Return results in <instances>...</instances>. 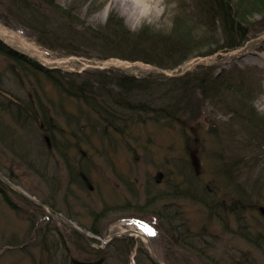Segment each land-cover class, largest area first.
I'll list each match as a JSON object with an SVG mask.
<instances>
[{
    "label": "rangeland",
    "instance_id": "374dc122",
    "mask_svg": "<svg viewBox=\"0 0 264 264\" xmlns=\"http://www.w3.org/2000/svg\"><path fill=\"white\" fill-rule=\"evenodd\" d=\"M12 1L0 0V39L52 69L58 79L81 83L89 80L86 72L113 70L164 83L170 77L198 72L218 77L219 92L202 99L199 90L188 91L190 102L186 96L178 98L188 105L181 116L189 121L185 125L149 120L131 125L126 135L105 136L101 121L82 99L68 96L42 70L36 72V67L24 66L0 52V174L35 200L0 178V264H155L147 241L133 232L121 234L133 229L147 234L163 264H264V245L250 239L252 233L264 241V211L261 215L249 207L263 203L264 208V0H231L247 32L239 48L212 54L208 52L216 46L201 48L200 54L173 69L140 60L100 59L90 28L115 16L132 32L150 27L156 33H169L176 21H185L200 36L212 25L205 1L138 0L140 16L136 18H130L114 0H48L69 8L65 14L55 12L45 1H33L40 15L73 25L74 36L84 40L77 54L54 40L48 41L55 47L42 44L37 32L7 12ZM224 40L226 36L218 30L203 43L222 45ZM101 86L104 93L117 94L105 83H96L95 90ZM243 91L249 95L247 103L246 98L241 100ZM9 97L24 104L34 102L37 110V100H42L59 125L60 130L53 131L58 146L53 150L40 147V122L25 112L18 119L19 111ZM210 151L223 154L228 162L243 159L237 182L246 194L238 199L245 198L249 205L243 206L241 218L229 214L228 228L222 220L209 219L203 203L174 195L177 183L187 187L189 170L200 160L206 182L214 179L220 162H206ZM77 173L89 174L90 184L83 182L82 175L83 183L73 179ZM199 193L203 196L202 190ZM175 210L188 221L180 230V220L172 217L170 221ZM188 228L196 237L187 236ZM150 229L156 234L150 235ZM175 231L185 239L177 240L180 234ZM201 232L206 241L197 237Z\"/></svg>",
    "mask_w": 264,
    "mask_h": 264
},
{
    "label": "trees",
    "instance_id": "16d2710c",
    "mask_svg": "<svg viewBox=\"0 0 264 264\" xmlns=\"http://www.w3.org/2000/svg\"><path fill=\"white\" fill-rule=\"evenodd\" d=\"M33 1L35 0H13L11 3L12 9H7V12L11 14L14 20L21 21V24L30 28L33 32H37L39 36L38 40L42 44L55 47L48 41L54 40L60 46L67 48L70 54H77L84 40L74 36L73 25L69 24L65 19H57L45 14L40 15V12L33 8ZM42 1L49 3L55 12H61V14L69 12V8L63 9L53 1L51 3L48 0ZM201 1H205L208 15H212V25L210 27L208 26L209 30L205 31V34L198 36L195 28L188 27L189 25L185 21L181 23L176 21L169 33H156L150 27H144L141 31L132 32L125 26L121 18L114 16L107 23L90 28L92 32L91 40L94 45L93 48L95 51L99 49L100 52L97 56L100 59L117 57L130 61L140 60L162 68L173 69L189 58L200 54L201 48L216 46V49L208 52V54H212L218 49L228 51L240 47L245 41L247 32L242 27V20L235 14L232 1ZM218 30L222 31L224 37L226 36V41L224 40L222 45H219V41L203 43V40H206L209 35H216ZM48 36H53L55 39H49ZM202 45L205 46L202 47ZM0 52L24 66L32 65L36 67L34 69L36 72L42 70L48 78L53 79L55 83L61 85L68 96L82 99L91 107L92 112L101 121L100 124L103 126L105 136H109L111 133L126 135L131 125H137L139 123L145 124L149 120L158 124H164L163 122L170 121L185 125L189 121L182 119L181 116L184 115L185 110L187 111L188 105L183 101L179 102L178 98H185L186 96L188 97L186 102H190L192 97H189L188 91H192V94H195V90H199L202 99L211 98L212 93L216 95L219 92L218 77L210 78L208 75L201 76L198 72L170 77L162 83L147 76L138 77L133 74L117 73L113 70H96L86 72L89 80H83L81 83H78L76 80L63 81L64 78L58 79V77L53 75L52 70L43 69L37 62L30 61L26 56L14 51L1 40ZM96 83L99 85L105 83L112 86L117 90V94L110 96L108 93H104L106 90L102 86L98 87V90H95L97 88L95 87ZM248 96L246 91H243L241 100L246 98L247 103ZM9 99L15 102L16 109L19 111L17 118L19 117L21 119L19 114L25 112L26 116L40 122V135L41 141H43V143H40V147L44 149L48 147L50 149L51 146L53 150V147L58 146L56 135L53 131L60 130L59 125L50 115L42 100H37L40 108V110H37L34 107V102L24 104L14 98L9 97ZM241 103L246 110V103L244 101H241ZM12 111L15 113L14 110ZM185 134L187 135L186 132ZM65 145L69 146V144ZM61 151L63 150L61 149ZM211 160L213 162H220L215 166L218 169L214 172L215 177L212 181L206 182L207 180L204 178L206 173L205 167H203L204 161L200 160L198 166L192 164V168L189 170L190 177L188 178L187 187L182 188V185L177 183L174 187V189L176 188L174 195H182L190 198V200L203 203L208 208L207 210L210 214L209 219L217 218L219 221L222 220L221 222L228 228L229 214L234 213L241 218L242 213L245 211L243 206L248 204V201L245 203V198L238 199L239 196H245L246 194V189H241V186L237 182V179L240 178L237 170H242L239 168L241 166L239 162L243 159L228 162L223 154L218 151H210L206 157V162L208 163ZM66 161L68 166H70L71 161L68 160L67 156ZM72 174L73 170H71ZM81 175L83 182L90 184L91 178L89 174L77 173L73 179L76 178L81 181ZM222 181L226 182V184ZM200 190H202L203 196H200ZM233 192H237V195H231ZM228 201H230L231 205L228 204ZM249 207L253 211H259L260 214L264 211L263 203L255 204V206L250 205ZM215 215L217 216L215 217ZM172 217L181 221L177 226L179 230L185 224L188 225V221L180 211L175 210L172 216H170V221ZM93 231L98 232L96 229H93ZM246 231L250 232L249 230ZM186 232L189 238L192 236L196 237L193 234L194 230L188 228ZM175 233L180 234L178 238H176L177 235L175 236L177 240L185 239L181 236V232L175 231ZM251 235V241L255 242L258 246L264 245V241L260 235L253 236L252 233ZM197 237H200V240L206 239L204 232L199 233ZM130 241L133 243L132 239ZM191 242L190 244L193 243ZM79 264L98 263L79 262Z\"/></svg>",
    "mask_w": 264,
    "mask_h": 264
},
{
    "label": "bare ground",
    "instance_id": "6f19581e",
    "mask_svg": "<svg viewBox=\"0 0 264 264\" xmlns=\"http://www.w3.org/2000/svg\"><path fill=\"white\" fill-rule=\"evenodd\" d=\"M116 6H120V9L129 14L130 18H136L140 16V8H138V0H114ZM152 2V0H144L143 3ZM1 33V32H0ZM1 35V34H0ZM6 42V41H5ZM25 48V47H24ZM26 49V48H25ZM143 233V230H141ZM144 239V238H143ZM148 241L147 239H144Z\"/></svg>",
    "mask_w": 264,
    "mask_h": 264
},
{
    "label": "water",
    "instance_id": "95a60500",
    "mask_svg": "<svg viewBox=\"0 0 264 264\" xmlns=\"http://www.w3.org/2000/svg\"><path fill=\"white\" fill-rule=\"evenodd\" d=\"M189 133V131H187ZM0 177L2 179L5 180V178L3 176L0 175ZM11 186L17 191L19 192L20 194H22L23 196H25L26 198L30 199V200H34L31 196L27 195L26 193H24L21 189H19L18 187H16L15 185L11 184ZM35 201V200H34ZM38 202V201H37ZM42 207H45L41 202H38ZM148 245H149V248H150V251H151V255H152V258L154 260V262L156 264H162L161 261L159 260V258L157 257V255L155 254V251L151 245V242L149 241L148 242Z\"/></svg>",
    "mask_w": 264,
    "mask_h": 264
},
{
    "label": "snow or ice",
    "instance_id": "6c2138e0",
    "mask_svg": "<svg viewBox=\"0 0 264 264\" xmlns=\"http://www.w3.org/2000/svg\"><path fill=\"white\" fill-rule=\"evenodd\" d=\"M149 234H150V235H155L156 233H155L154 230H151V229H150V230H149Z\"/></svg>",
    "mask_w": 264,
    "mask_h": 264
}]
</instances>
